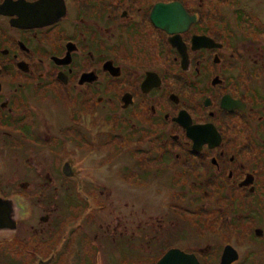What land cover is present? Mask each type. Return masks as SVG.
Listing matches in <instances>:
<instances>
[{
    "label": "flooded vegetation",
    "instance_id": "obj_1",
    "mask_svg": "<svg viewBox=\"0 0 264 264\" xmlns=\"http://www.w3.org/2000/svg\"><path fill=\"white\" fill-rule=\"evenodd\" d=\"M170 252L264 264V0H0V264Z\"/></svg>",
    "mask_w": 264,
    "mask_h": 264
},
{
    "label": "water",
    "instance_id": "obj_2",
    "mask_svg": "<svg viewBox=\"0 0 264 264\" xmlns=\"http://www.w3.org/2000/svg\"><path fill=\"white\" fill-rule=\"evenodd\" d=\"M174 260H181L185 262V264H197V260L194 256H190L184 253H178V252H170L167 255H165L158 264H167L168 262H172ZM40 264H49V262L40 263Z\"/></svg>",
    "mask_w": 264,
    "mask_h": 264
},
{
    "label": "rangeland",
    "instance_id": "obj_3",
    "mask_svg": "<svg viewBox=\"0 0 264 264\" xmlns=\"http://www.w3.org/2000/svg\"><path fill=\"white\" fill-rule=\"evenodd\" d=\"M24 261H26V259L25 258H22Z\"/></svg>",
    "mask_w": 264,
    "mask_h": 264
}]
</instances>
